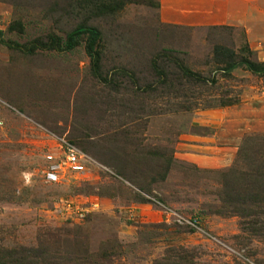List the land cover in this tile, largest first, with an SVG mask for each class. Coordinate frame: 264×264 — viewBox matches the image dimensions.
<instances>
[{"label": "rangeland", "instance_id": "obj_1", "mask_svg": "<svg viewBox=\"0 0 264 264\" xmlns=\"http://www.w3.org/2000/svg\"><path fill=\"white\" fill-rule=\"evenodd\" d=\"M233 1L0 0V264H264V76L216 52L264 63V0ZM49 136L87 172L45 183Z\"/></svg>", "mask_w": 264, "mask_h": 264}, {"label": "trees", "instance_id": "obj_2", "mask_svg": "<svg viewBox=\"0 0 264 264\" xmlns=\"http://www.w3.org/2000/svg\"><path fill=\"white\" fill-rule=\"evenodd\" d=\"M95 0H86L87 4L92 5V7L97 8V11L101 14H114L116 11L114 9V5H105L101 4L97 7L98 3L94 2ZM127 3L130 4H136V5H148L149 0H121L119 4V9L122 10L124 5ZM1 34V33H0ZM87 37L86 42V50L87 54L90 57L91 60V66L94 73V76L96 78H101V52L99 50V42L101 40V33L98 29L94 27H87L85 25H82L78 28H76L68 37L66 40V48L68 50H73L76 47L79 46L81 40L83 37ZM223 51V52H221ZM217 54L225 56L226 53L229 54L228 58L229 64L228 66L223 70L227 74H231L233 71H235L238 68H245L247 71H249L252 74L264 76V63L263 64H257L252 62L249 59H242L239 62H235V55L233 52L227 49H222L221 47H218L216 49ZM183 75L188 80H193L194 82L203 84L206 83V78H203L201 75L193 73L189 70H186L185 68H182ZM72 144H74L72 141H70ZM75 145V144H74Z\"/></svg>", "mask_w": 264, "mask_h": 264}, {"label": "built area", "instance_id": "obj_3", "mask_svg": "<svg viewBox=\"0 0 264 264\" xmlns=\"http://www.w3.org/2000/svg\"><path fill=\"white\" fill-rule=\"evenodd\" d=\"M48 138L53 140L57 147L50 150L45 156L46 164L42 171L45 183L61 185L67 181L70 175H83L87 172L86 157L74 144L65 138L56 136H49ZM97 208L98 204L79 209L68 206V209L73 211V215L68 217L70 219L83 220L90 212L89 209L93 211ZM66 220L71 222L68 218Z\"/></svg>", "mask_w": 264, "mask_h": 264}, {"label": "crops", "instance_id": "obj_4", "mask_svg": "<svg viewBox=\"0 0 264 264\" xmlns=\"http://www.w3.org/2000/svg\"><path fill=\"white\" fill-rule=\"evenodd\" d=\"M201 9L205 10L209 16L217 13L216 18L222 19V14L224 20H235L238 15L246 13L245 4L237 5L233 0H202ZM204 8V9H203Z\"/></svg>", "mask_w": 264, "mask_h": 264}]
</instances>
